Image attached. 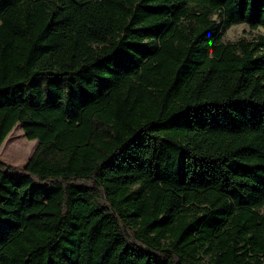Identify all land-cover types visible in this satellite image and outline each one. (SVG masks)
I'll use <instances>...</instances> for the list:
<instances>
[{
    "label": "trees",
    "instance_id": "trees-1",
    "mask_svg": "<svg viewBox=\"0 0 264 264\" xmlns=\"http://www.w3.org/2000/svg\"><path fill=\"white\" fill-rule=\"evenodd\" d=\"M16 127L0 264H264V0H0Z\"/></svg>",
    "mask_w": 264,
    "mask_h": 264
},
{
    "label": "rangeland",
    "instance_id": "rangeland-1",
    "mask_svg": "<svg viewBox=\"0 0 264 264\" xmlns=\"http://www.w3.org/2000/svg\"><path fill=\"white\" fill-rule=\"evenodd\" d=\"M262 29L251 30L245 24H238L227 29L223 36V42H235L241 38L250 40ZM36 141H28L19 127L14 128L0 146V162L5 165L21 168L33 152Z\"/></svg>",
    "mask_w": 264,
    "mask_h": 264
}]
</instances>
